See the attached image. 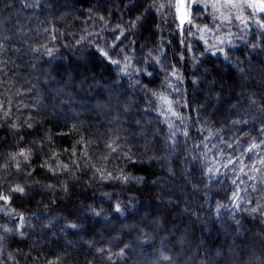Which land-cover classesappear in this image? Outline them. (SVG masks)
Returning a JSON list of instances; mask_svg holds the SVG:
<instances>
[{
	"label": "trees",
	"instance_id": "16d2710c",
	"mask_svg": "<svg viewBox=\"0 0 264 264\" xmlns=\"http://www.w3.org/2000/svg\"><path fill=\"white\" fill-rule=\"evenodd\" d=\"M159 27L149 0H0V264H264V191L237 209L206 172L264 138V33L188 62Z\"/></svg>",
	"mask_w": 264,
	"mask_h": 264
},
{
	"label": "rangeland",
	"instance_id": "374dc122",
	"mask_svg": "<svg viewBox=\"0 0 264 264\" xmlns=\"http://www.w3.org/2000/svg\"><path fill=\"white\" fill-rule=\"evenodd\" d=\"M153 12L156 13V16L159 19L160 27H159V33H161L163 36L165 32L167 31L168 27L173 26L177 32H179L181 37V44L184 51V59L186 58V61L193 62L194 58V41L197 40L201 42L206 49L207 52L213 54V52H216L215 55H225L227 51H230L232 49H235L233 47L236 46V43L238 41H241L244 38H250L252 35H258L261 37L260 34L264 33V29H261L259 24L256 22L258 20L264 19V13H256L253 15V9L250 8H243L242 12L237 9L232 8H225L220 7V12L216 11V9L212 8L210 6L212 0H209L208 6L205 5L204 0H201V3L199 5H193L191 11V19L192 23L189 24L185 22L183 25H181L179 16L176 12L175 7H168L169 3L175 4L176 0H149ZM164 5L163 8L160 7V5ZM221 12H223L224 15H230L232 17L231 22H224L221 23V19H217V17H220ZM236 15H242L245 20V23H241L240 20L235 19ZM207 26V28L211 29L210 31H203V29ZM218 39H225V43L220 45L218 42ZM228 40H231V46L227 43ZM213 45H217L218 47H222L224 49V53L217 52V48L213 47ZM193 66V63H192ZM189 67V71L193 72L194 67ZM190 74V73H188ZM223 83V88L226 87L225 81ZM239 84H242L241 81H239ZM244 84V81H243ZM227 88V87H226ZM242 88V87H241ZM229 90L228 88L226 91ZM213 98V97H211ZM210 99V97H209ZM213 145H217V151H214L216 153L215 157H219V160L217 164H223L229 157H231L233 160H235L237 157H240L243 153L242 159L244 161L245 165H251V163L257 158L254 153H247L246 149L247 147H242L236 153L235 155H230L227 153V155L223 156L222 153L226 152L225 147L220 143L213 142ZM220 145V147H219ZM216 148V147H215ZM219 150V151H218ZM220 150H223L222 152ZM257 152H260L261 154H264V149L261 147L260 149H257ZM251 158V159H250ZM219 166V165H218ZM259 167V165H258ZM229 173L230 170H236V174H239L241 176V180H239V183L241 184L240 191L248 192L250 180L248 176H244L239 172V164L236 165H230L228 167ZM227 168L221 167V171L228 172ZM245 171H248V168H245ZM262 172H264V169H261ZM249 175H256L257 179L253 180L257 183L258 187H260L262 190L259 191L260 193L264 191V184L260 183L259 180V173H249ZM241 181H244V183H241ZM252 188V187H251ZM244 194L246 193H240L241 197H244ZM1 203V202H0ZM240 203V201H238ZM9 217L10 219L16 218L14 215L7 212L6 206L0 205V217ZM25 218H20L21 227L24 226Z\"/></svg>",
	"mask_w": 264,
	"mask_h": 264
},
{
	"label": "snow or ice",
	"instance_id": "6c2138e0",
	"mask_svg": "<svg viewBox=\"0 0 264 264\" xmlns=\"http://www.w3.org/2000/svg\"><path fill=\"white\" fill-rule=\"evenodd\" d=\"M37 2H39V0H37ZM205 5L208 6L209 0H204ZM201 3V0H176L175 4L169 3L168 7H175L176 12L179 16L181 25H183L185 22L191 24L192 23V19H191V9L193 5H199ZM210 6L214 9H216V11L220 12V7H225V8H232V9H237L239 11L242 12L243 8L247 7L250 9H253V15L256 13H264V0H212ZM161 8L164 7V5H160ZM103 19V18H102ZM137 19H140L139 17ZM217 19H221V23L224 22H231L232 17L230 15H224L223 12H221L220 17H217ZM235 19L240 20L241 23H245L246 24V20L242 15H236ZM261 29H264V19L262 20H258L256 21ZM119 27V26H117ZM211 29L207 28V26H205V28L203 29V31H210ZM121 35H123V33H121ZM115 39L119 40L120 37L117 36ZM218 42L220 45L225 43V39H218ZM227 43L231 46V40H228ZM112 47H115V45H113ZM213 47L217 48V52L220 53H224V49L222 47H218L217 45H213ZM253 47H256L255 45H253ZM208 50V49H206ZM98 51L100 52V54L102 56H104L105 58L108 57V52L104 49H98ZM216 52H213V55H215ZM49 55H52L51 51H49ZM224 59L227 61L228 60V56L225 55ZM112 64L118 65L120 62L117 60H111ZM127 67L128 65H125L124 68H122L120 71L121 73L126 74L127 72ZM149 75H151V73H149ZM173 75H176L175 73H173ZM160 101H162L163 104L167 105V111L169 113H171L172 116H177V113L175 111H173L172 108V101L168 100L167 97L165 96H160L159 97ZM251 103L255 104V101H252ZM0 107H2V105H0ZM235 107V106H233ZM179 118V117H177ZM240 123H247V120L241 118L240 120H233L232 124L236 125V124H240ZM13 127H15V125H13ZM170 127V138L171 137H175V135L177 134L176 131L172 130V125H169ZM181 135L184 136H188V132L184 131L183 133H181ZM213 136V133H209L208 139H211ZM223 142V140L221 141ZM203 143V141H202ZM262 146H264V138L261 139V143L257 144V143H251L250 146L246 149L247 153H254L256 155V159L251 163V165H245L244 161L242 159V156L244 155L243 153L241 154L240 157H237L235 160H233L231 157H229L222 165L220 166H216V164L218 163V161H213V167H208L206 169V172L208 174H211L212 176H215L217 173L220 172L221 167L223 168H228L230 165H236L237 163L239 164V172L241 174H243L244 176H248V178L250 180H256L257 176L256 175H249V173H259V180L261 184H264V172L261 171V169H264V154H261L260 152H257V149H260ZM213 147H218L217 145H213ZM227 148H232V144L231 143H227L226 144ZM221 152L223 150H220ZM20 155H24L23 152L20 153ZM204 156L207 157V153H204ZM251 159V158H250ZM259 165V167H258ZM245 168H248V171H245ZM127 179V178H125ZM237 179H239V177H237ZM232 183L234 185L237 184V180L234 179L232 180ZM241 183H244V181H241ZM247 189H245L246 191ZM14 191H19V192H23L22 188H17L14 189ZM252 191L256 192V191H260V189H258L255 185L252 186ZM231 199L233 200L234 206L239 209L240 208V203H238V201L242 200V197L240 196V190H239V185H237V190L233 191ZM0 201H4L5 203L8 201V197L5 195H0ZM222 207V205H221ZM260 208H264V205H260L258 204L257 207H253L250 209V212H257ZM120 207L117 206L116 207V211L120 212ZM69 227L75 228L76 225L75 224H71L69 225ZM4 232H8L10 231V229L8 228H3ZM0 239H3L2 236H0Z\"/></svg>",
	"mask_w": 264,
	"mask_h": 264
}]
</instances>
